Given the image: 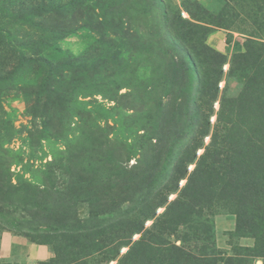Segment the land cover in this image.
Listing matches in <instances>:
<instances>
[{"label":"rangeland","instance_id":"1","mask_svg":"<svg viewBox=\"0 0 264 264\" xmlns=\"http://www.w3.org/2000/svg\"><path fill=\"white\" fill-rule=\"evenodd\" d=\"M256 1L0 0V242L7 233L52 253L0 264H67L55 254L66 240L72 264H124L127 238L142 234L137 264H264V241L237 232L241 208L218 174L202 209L182 191L222 103L248 83L246 43L264 44ZM54 152L62 160L48 165ZM143 176L158 181L147 190ZM254 209L264 225V205Z\"/></svg>","mask_w":264,"mask_h":264},{"label":"trees","instance_id":"2","mask_svg":"<svg viewBox=\"0 0 264 264\" xmlns=\"http://www.w3.org/2000/svg\"><path fill=\"white\" fill-rule=\"evenodd\" d=\"M256 2L259 6V14L256 12L255 16L264 20V0H257ZM87 6L89 9H94L90 4ZM100 14L102 18L100 21L115 25L114 20L106 19L108 15L107 9L101 8ZM130 19L131 17L128 16L121 24L124 26L127 22L129 23ZM71 25L72 22L64 26L70 27ZM100 25V22L95 23L96 27H100ZM131 26L132 24L129 25V27ZM65 31L62 30L61 33H65ZM4 32L0 28V37H4ZM57 32L58 30L49 31L50 34ZM56 39V36L52 38L53 41H56ZM46 43H41L47 45L45 49L52 47L51 44ZM37 47L28 48L31 51L32 57L40 55ZM261 51L264 52V44L252 40L246 43L245 51L240 55L241 59H238V67L243 66L244 68L252 69L248 83H245L237 97L230 101L231 108L223 106L222 103L210 142L205 147L204 153L197 158L195 168L189 173L185 171L183 174H177L175 172L173 177L177 180V183L175 184V188H169L167 192L175 191L178 187V180L182 176L185 177L188 173L187 183L184 185L182 191L186 194L189 202H197L202 209L212 199H208L206 196L207 185L214 178L212 175L218 174V181L224 182L226 188L233 194L232 199L241 208L236 213L237 232L248 237H260V240L264 241V225L261 223L256 225L253 219H249L257 218L256 214L252 215L245 211L250 203L255 205L254 211L257 210V212L260 206L264 205V56L259 53ZM249 60L253 64L248 65ZM60 137H63V135ZM163 149V140H157L154 150L156 151L158 160L163 155ZM68 154L69 161H72L75 154L71 153V146H68ZM52 156L53 159L47 162L48 165L56 164L58 161L61 162L62 159L59 158L58 153L54 152ZM195 159L196 152L190 160L185 161L184 158H179L177 165L183 164L186 170L187 165L195 161ZM157 181L155 178L150 180L147 176H143L140 178L139 185L147 187L148 190ZM219 198L222 199V197ZM145 200L146 198L143 199V201ZM163 203L162 201L157 202L154 208L162 206ZM165 214H167V211L163 213V215ZM146 215L149 217L150 214ZM259 218H264L262 213L259 214ZM128 228L131 233L140 232L142 224L138 226L136 222H129ZM144 239L143 234L135 242H132L131 236L127 238L125 243L129 245V250L123 256L124 264H137L138 255L145 256L144 250L148 244ZM64 242H66V245H59L55 250V254H58V258L61 257L60 261L72 264V260L67 257L71 253L76 252L72 251L68 253L64 251L61 247L69 249L67 240ZM52 261L55 260L53 259Z\"/></svg>","mask_w":264,"mask_h":264},{"label":"crops","instance_id":"3","mask_svg":"<svg viewBox=\"0 0 264 264\" xmlns=\"http://www.w3.org/2000/svg\"><path fill=\"white\" fill-rule=\"evenodd\" d=\"M23 256L26 260H46L52 256L45 245L31 243L23 237L4 234L0 242V258Z\"/></svg>","mask_w":264,"mask_h":264}]
</instances>
